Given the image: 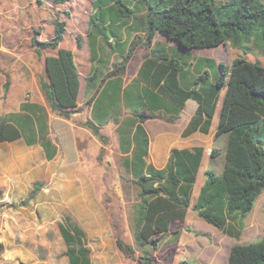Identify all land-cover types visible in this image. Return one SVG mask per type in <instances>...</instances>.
Wrapping results in <instances>:
<instances>
[{
    "label": "trees",
    "instance_id": "1",
    "mask_svg": "<svg viewBox=\"0 0 264 264\" xmlns=\"http://www.w3.org/2000/svg\"><path fill=\"white\" fill-rule=\"evenodd\" d=\"M133 2H91L86 34L91 63L95 59L93 40L97 37L116 40V45L108 46L112 52L121 55L120 61L111 64L100 79L98 70L93 67L87 79L99 85L95 94L85 103L86 106H92V117L97 123L86 121L85 126L100 141L104 140L100 134L104 122L99 118H104L108 108L103 105V94L110 84L121 85L135 49L139 46L150 49L155 34L177 43L184 50L213 49L228 43L245 55L257 52L264 56L263 0ZM124 26L128 39L130 33L141 26L144 35H135L129 39L127 47L119 45L117 42L122 38L120 30ZM38 34L35 31L30 39L33 47L56 51L55 56L44 59L45 76L40 79V90L50 110L68 120L79 112L77 98L80 75L73 52L60 48L65 34V22L53 21V36L48 41L39 42L36 38ZM75 44L81 48V36H76ZM2 56L0 54V59H3ZM158 60L162 62L158 63ZM165 60L156 56L153 50L144 57L137 80L150 88L144 95L147 104L143 110L134 108L125 129L117 130L120 137L126 136L124 139L122 137V152L128 154L132 149L130 157L123 161L124 168L131 173L140 189L141 202L135 222L136 240L141 245L149 244L154 250L159 240L156 236L165 235L172 222H181L186 218L204 156L203 147L172 149L166 166L160 170L155 169L145 161L148 137L142 123L159 119L173 124L179 118L185 102L192 100L196 102L197 108L183 130L182 137L195 132L207 134L223 89L225 93L216 134L217 137L227 135L223 169L220 175L211 169L205 171V181L200 187L193 210L199 219L223 235L239 240L245 229V220L264 190V67L259 62H249L238 57L229 66L220 63L217 66L218 75L212 81L209 72H204L194 80L191 87L185 89L180 87L178 79L182 65L174 59ZM0 73L5 78L2 87L4 99L10 88V76L2 68ZM102 86L106 90L100 91ZM154 90L166 97L168 103L154 98ZM38 109L24 102L20 113L0 116V143L22 138L27 145L39 144L46 159L50 160L56 154V147L47 138L46 119L42 113L36 114L35 110L39 112ZM216 152L215 149L211 151V159L215 158ZM58 231L66 248L64 256L68 264H91L84 230L69 216H64L58 224ZM115 244L124 257L129 258L134 253L132 247L125 245L119 238H115ZM141 263L162 264L149 254L143 257ZM176 264L192 263L180 260ZM227 264H264V237L254 243L233 244L228 252Z\"/></svg>",
    "mask_w": 264,
    "mask_h": 264
},
{
    "label": "rangeland",
    "instance_id": "2",
    "mask_svg": "<svg viewBox=\"0 0 264 264\" xmlns=\"http://www.w3.org/2000/svg\"><path fill=\"white\" fill-rule=\"evenodd\" d=\"M5 2L10 8L4 13L13 15L8 18L20 31L26 53L17 60L2 56L0 68L9 72L12 80L10 93L15 101H39V82L45 76L42 49L31 45V37L37 31V39L48 41L53 36V21L65 22L64 39L60 45L72 48L75 64L82 69L86 49L82 46L77 48L75 38L81 36L82 42H87V20L92 0ZM2 4L4 1H0V6ZM0 15L3 12L0 11ZM104 47L111 51L108 42ZM218 50L226 66L233 59L242 57L249 62H259L264 67V56L257 52L245 55L228 43ZM111 55V60L120 61L121 55L112 51ZM214 72L218 74L217 67ZM224 93L225 89L221 91L222 97ZM84 107L78 108L79 112L68 120L50 110L55 118L48 127L47 138L56 143L58 152L53 161L46 160L43 152L36 147H31L27 154L15 155L14 161L5 156L3 175H0V264H52L53 260L66 259V248L58 231V224L64 216H69L87 232L91 264H142L147 254L162 264H176L180 260L192 264H227L228 252L233 244L254 243L264 237V199H261L245 220L247 228L239 240L223 235L196 216L191 222L175 224V245L168 239V234L156 236L159 240L154 250L149 244H139L135 222L141 196L131 173L123 165V161L130 157L120 149V142L126 136L122 139L115 124L108 123L100 130L104 138L100 141L85 126ZM124 124L120 123V126L124 128ZM84 129L101 144L95 151ZM82 137H85V146L81 147L79 154L77 149H80L78 145ZM226 139L224 134L223 138L217 139L214 147L208 149L210 152H205L209 165L217 172L223 169ZM214 149L217 152L211 159ZM204 179L205 176L200 175L197 184ZM194 214L191 205L189 216ZM97 226H110L112 232L94 233ZM115 238L132 247L134 253L131 257H124L118 251Z\"/></svg>",
    "mask_w": 264,
    "mask_h": 264
},
{
    "label": "crops",
    "instance_id": "3",
    "mask_svg": "<svg viewBox=\"0 0 264 264\" xmlns=\"http://www.w3.org/2000/svg\"><path fill=\"white\" fill-rule=\"evenodd\" d=\"M0 1H4V4L0 6V11L3 12V15H5V16L0 15V35H1L0 54L8 58H15L17 60L20 59L26 53L24 52L22 46L20 31H18V29L14 27V23L11 21V19L8 18V16H13V15H9L6 12L4 13L5 10H9L10 8V6L6 4L5 2L6 0H0ZM87 24H88V20H87ZM120 32L122 34V38L117 43L119 45H123L124 47H127L129 43V39L131 40L133 36L137 34L140 36L144 35V28L141 26L134 34H132L131 32L130 33L131 37L129 39L126 37L125 34L126 26H124L120 30ZM4 33H8V34L5 35ZM37 40L39 42H43L40 41L39 39ZM105 41L108 42V45L110 44L114 45L116 43V40L112 38H109L108 40L107 39L103 40L102 37L95 38L93 40V49L95 53V59L93 64L91 63L90 60L91 52H90L88 40L85 44L82 42V49L85 48L86 53L84 54L83 68L79 69L78 65L76 64L77 70L80 75V89L77 98L78 108L84 107V104L95 94V91L97 90V87L99 85L98 82L96 81L87 80L91 74L90 72L92 70V67L98 70V76H99L98 79H100L105 73H107V70L110 69L111 64L115 62L111 60V56H112L111 51H108L104 47V44L106 43ZM221 46L213 49L184 50L177 43L173 41H169L159 34H155L150 49H145L142 46H139L135 49L133 56L131 57V59L129 60L126 66L125 73L122 77L121 85L112 83L110 84L111 86L109 85L110 87L107 88L105 94H103L104 95L103 105H107L108 108L106 110V114L104 118H99L101 122H104L101 128L106 127L108 123H114L117 131L118 129L122 128L120 126V123L126 124L127 122H130V119L132 118L131 113L132 110H134V108H137L139 110L144 109V105L147 104L146 98L144 96L145 91H150V88H148L142 81L137 80V75L144 61V57L150 53V50H153L156 56H159L166 60H172V59L177 60L182 65V69L179 72L178 79H179L180 87L186 89L191 87L194 80L204 72H209L210 81H212L217 77L218 74H216L214 70L220 63H223V60L221 59L218 50ZM60 48L69 49L73 52L72 48L61 47V45ZM55 55H56L55 50L42 49L41 57L43 59V66H44V59L46 57L55 56ZM35 59H37V56ZM161 62L162 60H158V63ZM4 82H5V78L3 74L0 73V116L2 117L3 116L5 117L6 115H14L20 113L21 111L20 109L22 105V102L20 100L15 101L14 97L11 96L10 88L12 87L11 86L12 83H10V88L6 97L4 99L2 98L3 97L2 87ZM10 82H12V80ZM104 90H106V88L102 86L100 91H104ZM38 95L40 97L39 101L31 100L29 104L39 108L38 109L39 112L35 110L37 112L36 114L40 115V113H42L46 119L47 127H49L51 120L55 117L51 113L49 106L46 103L41 91H38ZM152 95L158 101L162 103H168L167 98L164 97L162 94L157 93V90H154ZM222 99L223 97L221 96L220 93L217 101L215 114L211 121L209 132L207 134L195 132L189 136L182 137L183 130L187 126L189 120L191 119L197 108L196 102L192 100H188L185 102L184 108L180 112L179 118L173 124L167 123L159 119L146 120L144 123H142V126L148 137V148H147V155L145 157V161L147 164L152 165L157 170L163 169L166 166L172 149H192L193 147L204 148V156L202 158V162L197 173L196 183L194 184L193 187L192 196L190 200V207L191 205L195 204L200 187L203 185L205 181L204 179L203 182L197 184L200 175L204 177L205 171L208 169L213 170L215 173H221V171L217 172L211 167V165H209L208 158L205 157V152L209 148L214 147L217 139L223 138V135H220L219 137L216 136ZM82 112H83L82 115L84 116L83 119L85 121H93L95 124L97 123L96 120H94L92 117V106H85ZM29 115L31 116V114ZM125 124L123 125L124 129H125ZM84 132H86L88 136L87 137L88 140L89 141L92 140L93 151H95L97 147L99 148L101 146V144L98 143V141L89 131L84 129ZM50 141L54 146L57 147L54 141L52 140ZM79 142L81 143L79 145L77 143V145L80 146V149H77V152L80 154L79 151H82L81 147L85 146V137H82V139L80 138ZM121 144L122 143L120 142V146ZM226 144H227V139L226 141H224L225 150H226ZM31 147L39 148V150L43 152V155L45 157L44 151L39 144L27 145L22 138L12 142L0 143V175L1 176L3 175L2 169L4 167L6 155L8 156V159H10V161H14L15 155L19 157L21 153L27 154L28 150ZM131 150L132 149L129 150L128 154H130ZM57 153L58 152L56 148L55 156L50 160L46 159V157L45 159L48 161H53ZM79 162L81 163L80 160ZM0 184H2L1 180H0ZM196 187L198 189L197 191H196ZM261 199L262 200L264 199V190L257 198L253 208L255 207L257 202ZM189 212H190V208L187 212L186 218L181 222L184 221L191 222L194 218H196L197 216L196 212L194 215L191 216H189ZM190 217L191 219L189 220ZM178 222L179 221L172 222L169 232L166 233L168 234V239H170L173 245H175L174 234L177 233L174 226ZM245 227L247 228L246 221H245ZM84 232L85 234H87L85 230ZM93 232L111 233L112 228L110 226H97ZM43 264H46V262ZM52 264H68V260L65 258H61L58 260L56 259L52 261ZM163 264H170V263L164 262Z\"/></svg>",
    "mask_w": 264,
    "mask_h": 264
},
{
    "label": "built area",
    "instance_id": "4",
    "mask_svg": "<svg viewBox=\"0 0 264 264\" xmlns=\"http://www.w3.org/2000/svg\"><path fill=\"white\" fill-rule=\"evenodd\" d=\"M209 152H210V150H209Z\"/></svg>",
    "mask_w": 264,
    "mask_h": 264
}]
</instances>
